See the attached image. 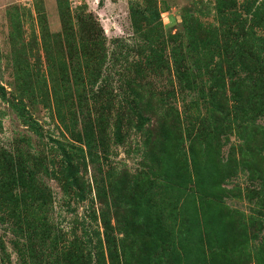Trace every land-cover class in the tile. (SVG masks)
Instances as JSON below:
<instances>
[{"label": "rangeland", "instance_id": "obj_1", "mask_svg": "<svg viewBox=\"0 0 264 264\" xmlns=\"http://www.w3.org/2000/svg\"><path fill=\"white\" fill-rule=\"evenodd\" d=\"M257 57L264 0H0V264H87L102 217L120 258L146 222L155 264H264Z\"/></svg>", "mask_w": 264, "mask_h": 264}, {"label": "trees", "instance_id": "obj_2", "mask_svg": "<svg viewBox=\"0 0 264 264\" xmlns=\"http://www.w3.org/2000/svg\"><path fill=\"white\" fill-rule=\"evenodd\" d=\"M260 57V56H259ZM259 57L255 58V62H263L264 63V59H260ZM249 60V59H247ZM246 62V61H244ZM264 66H260V70H259V74L260 76L257 78L258 79V83H259V90H261L264 93ZM248 71H250V69H247ZM246 85L247 82L245 81ZM2 88V86H0V89ZM100 90L102 91L103 88H100ZM5 93L4 90L2 88V90L0 91V96L4 97ZM248 100L250 99L249 97H247ZM128 104H130V110L132 111V113L136 114V121H133V118H129V116L127 117V123H124V115L125 112H122L121 114H119L118 116H116V125H115V135H116V140H118V142H120L123 139V134H122V126L124 124L130 125V124H134V126L138 129V130H142L143 126H144V120H146L147 118L144 117L143 110L142 107L140 105L137 104V109H133L131 106L130 101H128ZM14 107L16 108L18 115L21 116L23 118V120L26 122L25 119V115L22 112V108L19 105H14ZM132 108V109H131ZM126 116V115H125ZM63 160H65L66 162H68L67 165V170L68 172H70L71 176L68 178V181L64 184V187L62 186V191L64 193H69L73 186L76 188V190H79V195L80 198L82 199V195L83 192L85 190V188L83 187V180H79L75 173L72 171V163L69 162V160L67 158H64ZM192 163H193V169H196V171H201L200 166L196 165V156L194 154H192ZM202 175L198 176V185L197 187L200 189L203 185H202V181L203 179H201ZM207 177V176H206ZM138 206H143V205H139ZM136 216L140 217L139 213H136ZM103 220V227H104V238L102 239L100 236L99 231H97V240H96V244L92 245V247H89L88 242L87 243H83L82 242V250L84 249L86 251L87 256L84 257L85 262L87 264H104L105 263V257L104 255H106L105 250L107 251V255H108V259L109 262H111V264H113V260L115 259L117 261V259H121V264H155L154 263V256L153 254L156 251L161 252L162 250V241L163 239V233L159 232L157 229H151L150 227L146 226V222L145 225L143 227H141V232L140 236L141 239L139 241H135L133 243V247H125L123 252H122V257L120 258L118 256V254H116L115 249H113L112 244L110 242V244L108 243V225L107 222L105 220L104 217H102ZM135 221L138 223V221L135 219ZM145 238V239H144ZM92 248V249H90ZM193 248V247H192ZM93 250V251H92ZM177 251L181 253H178L174 259H172L173 263L175 264H184V262H182L183 259H186L188 253L191 252L189 247H181V245L177 248ZM176 251V252H177ZM184 251L187 253L185 254ZM106 264V263H105Z\"/></svg>", "mask_w": 264, "mask_h": 264}]
</instances>
